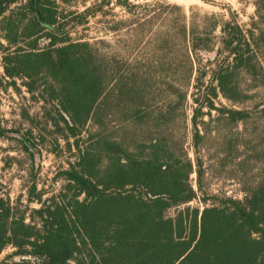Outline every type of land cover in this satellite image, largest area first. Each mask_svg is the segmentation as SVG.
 Wrapping results in <instances>:
<instances>
[{"label": "trees", "instance_id": "16d2710c", "mask_svg": "<svg viewBox=\"0 0 264 264\" xmlns=\"http://www.w3.org/2000/svg\"><path fill=\"white\" fill-rule=\"evenodd\" d=\"M72 1L66 0L63 16L55 0H0L5 77H24L33 84L36 76L43 75L60 86L53 99L59 100L58 114L78 153L77 162L63 172L66 195L42 202L38 193L29 202L41 206L31 212H15L9 200L0 196V253L12 247L13 256L33 259L35 264H264V179L239 200L210 195L203 187L200 156L205 134L199 124H206L205 117L211 120L212 112L229 126L264 118V102L251 109L214 105L218 96L232 103L250 98L237 78L250 75L254 68L250 47L255 30L243 31L234 18L218 22L211 15L202 26L208 32H200L195 24L180 32L179 65L184 77L178 82L195 89L189 118L194 162L173 157L166 138L151 137L137 152L133 139L114 138L105 128L80 146L79 128L89 120L103 126L114 90V106L125 123L152 126L158 121L169 123L175 111L186 122L187 95L180 85L166 81L174 103L163 113L151 114L144 101L150 78L129 66L122 70L113 57L100 61L94 45L70 38L72 31L104 14L112 2L132 15L136 6L128 0H96L78 12L69 10ZM217 30L220 36L213 37ZM40 40L47 43L40 47ZM156 41L160 48L175 43L172 36ZM22 42L29 50L18 48ZM211 52L216 62L207 63L212 68L195 67L203 53ZM166 60L167 65L175 62L171 55ZM107 70L113 74L110 78ZM22 141L31 149L28 138ZM255 157L264 164V145ZM192 173L196 189L190 183ZM196 200L200 206L191 207L189 203ZM170 209L175 212L169 214Z\"/></svg>", "mask_w": 264, "mask_h": 264}, {"label": "rangeland", "instance_id": "374dc122", "mask_svg": "<svg viewBox=\"0 0 264 264\" xmlns=\"http://www.w3.org/2000/svg\"><path fill=\"white\" fill-rule=\"evenodd\" d=\"M55 1L62 15L66 16V0ZM95 1L73 0V7L69 10L81 12L84 6H90ZM128 1L136 6L133 15L112 2L104 8V14L89 18L86 25L72 31L70 38L82 39L94 45L95 55L100 61H109L113 57L120 62L122 70L129 66L138 75L150 78L144 89V101L154 116L163 113L170 102L174 103L175 97L168 92L165 82L180 85L187 95L184 104L187 120L183 122L179 112L175 111L167 124L159 121L157 126H152L153 123L127 124L114 106L117 100L114 90L109 100L113 105L106 108L103 126L98 127L89 120L79 128L80 133L76 140H79L80 146L86 145L100 129L105 128L114 138H125L127 141L133 139L138 152L143 151V144L151 137L166 138L173 157H186L194 162L189 118L195 89L192 85L185 87L178 82L184 77L180 73L179 65V48L183 47L180 32L184 27L188 32L192 24L200 32H208L209 29L202 26L205 18L211 15L216 16L215 20L218 22L234 18L243 31L253 28L256 33L250 49L254 55V68L250 75L240 74L237 78L242 90L250 98L232 103L218 96L214 105L228 109H251L255 105L260 106L264 102V0ZM166 36H172L175 43L173 46L160 48V43L156 40ZM212 36H220L219 30ZM0 42L6 45L2 38ZM46 43L39 41L40 47ZM18 46L21 51L29 50L26 43L22 42ZM168 55L175 59L171 65H167ZM208 60L214 65L215 54L203 53L195 67L207 70L212 68L209 67L211 65H208ZM107 71L110 78L113 74ZM43 78V75L36 76L33 84L24 77L6 78L0 49V196L9 200L15 212L37 210L41 204L36 201L29 202V199L38 193H42V202L55 195H66V191H63L66 185L63 172L70 164H75L78 158L77 150L72 146L75 139L70 136L58 114L59 100L53 99V91H59L60 86ZM27 83L31 87H27ZM203 120L206 124H199V127L205 134L200 153L205 169L204 190L210 195L242 199L246 191L264 179V164L255 157V152L264 145V118H254L236 126H229L216 112H212L211 120L208 117ZM23 137L31 141V149L25 148ZM195 178V173H192L190 183L194 189ZM189 205L200 206L198 200ZM173 212L175 209L168 211L169 214ZM13 252L12 247L4 249L0 253V264H35L33 259L22 261L20 257L13 256Z\"/></svg>", "mask_w": 264, "mask_h": 264}]
</instances>
